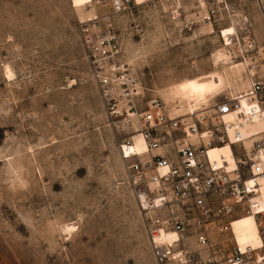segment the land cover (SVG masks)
I'll return each mask as SVG.
<instances>
[{"label":"rangeland","instance_id":"obj_1","mask_svg":"<svg viewBox=\"0 0 264 264\" xmlns=\"http://www.w3.org/2000/svg\"><path fill=\"white\" fill-rule=\"evenodd\" d=\"M188 1L114 16L66 0H0V264H156L117 152L129 132L125 106L155 98L184 113L175 84L216 70L211 57L231 25L236 39L225 49L244 65L235 76L219 67L225 86L206 98L244 91L254 55L246 33L264 45L251 0H209L221 8L210 25L189 23ZM86 11L96 20L84 24L102 30L109 20L120 37L112 79L130 82L112 84L109 103L121 115L87 61L78 27L93 17ZM238 224L239 240L255 244L254 224Z\"/></svg>","mask_w":264,"mask_h":264},{"label":"built area","instance_id":"obj_2","mask_svg":"<svg viewBox=\"0 0 264 264\" xmlns=\"http://www.w3.org/2000/svg\"><path fill=\"white\" fill-rule=\"evenodd\" d=\"M75 1L66 3L74 8ZM251 1L264 17V0ZM157 2L178 9L176 0H84L82 7L107 8L117 16ZM187 8L190 24L210 25L220 19L221 8L209 0H189ZM92 24L78 22V27L91 71L109 103L112 84L127 85L130 78L119 84L112 79L120 66L116 55L121 44L112 23L106 20L102 30L97 22ZM244 38L254 51L245 91L200 103L185 113L175 112L177 102L168 105L155 98L141 110L130 101L123 111L129 132L117 152L156 264H264V129L247 130L264 109V45L259 47L247 33ZM109 105L113 113L122 114L114 102ZM227 114L230 119L224 118ZM133 134L143 148H133ZM224 144L233 157L232 167L223 157L217 164L207 154L209 148ZM245 215L255 224L254 246L239 243L232 228Z\"/></svg>","mask_w":264,"mask_h":264},{"label":"bare ground","instance_id":"obj_3","mask_svg":"<svg viewBox=\"0 0 264 264\" xmlns=\"http://www.w3.org/2000/svg\"><path fill=\"white\" fill-rule=\"evenodd\" d=\"M83 2H84V0H77L74 2L73 7L75 9L78 6L81 7ZM137 2H139V0H137ZM86 13H89L91 17L93 16L91 11H86ZM94 19H95V16H93L92 18H90L86 21H81V22H83V23L89 22V21H92ZM226 31L228 33L223 38V44H224L223 49L222 50H216L212 54V57H211L213 67L216 70L208 73L207 75H201V76H197V77H194L191 79H184V80L180 81L179 83L175 84L174 90L178 91V94H179V96L176 97V99H178L179 101H181L183 103V108H185V112L198 107V105L200 103L208 102L210 98H212L214 95H216V94H214L211 97L206 98L209 95V93H211L212 91L220 90L221 88H223L225 86L224 79H223L222 75L217 71V69L219 67H227L229 65H232L233 61H232L231 57L228 55V52L226 51L225 47L230 45L234 41V40L232 41L231 38H229V37H232L236 34L235 29L232 25L230 27H228L226 29ZM221 33H220V35H221ZM243 65H244V63H238V64L234 63L228 70L229 75L235 76V74L238 73V69ZM4 72H5V75L7 77L10 76V70H6ZM241 104L243 105V101H241ZM224 118L230 119L231 114L225 115ZM247 128H248L247 129L248 131L264 129V109L261 111L259 117L254 118L252 120V122H250L248 124ZM132 139H133V148L134 149L139 150V149L143 148V145L141 144V140H140L138 135L133 134ZM207 154H208L209 158L215 160L217 164H220V159H221V157H223V159L226 160V162H227V165H226L227 167L233 166L234 160H233V157L231 155L229 146L227 144L214 146L212 148H209L207 151ZM260 197L262 198V200H264V189L263 188L260 189ZM246 220H249L254 224L253 218L250 215L242 216L232 223V228H233V231L235 233V237L239 243H242V242L239 240V234L237 232V226L239 225L238 223L244 222ZM67 229L69 230L70 227ZM255 230L256 229H255V224H254V228H253L252 232L256 233ZM254 238L257 240L256 237H254ZM257 243H258V240L255 244H253V243H247V244L254 246Z\"/></svg>","mask_w":264,"mask_h":264}]
</instances>
